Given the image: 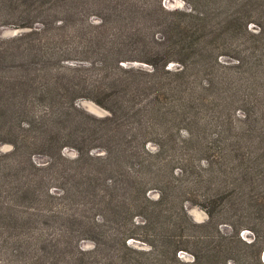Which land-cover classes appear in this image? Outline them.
<instances>
[{"label":"rangeland","instance_id":"rangeland-1","mask_svg":"<svg viewBox=\"0 0 264 264\" xmlns=\"http://www.w3.org/2000/svg\"><path fill=\"white\" fill-rule=\"evenodd\" d=\"M0 264H264V0H0Z\"/></svg>","mask_w":264,"mask_h":264},{"label":"trees","instance_id":"trees-1","mask_svg":"<svg viewBox=\"0 0 264 264\" xmlns=\"http://www.w3.org/2000/svg\"><path fill=\"white\" fill-rule=\"evenodd\" d=\"M61 93H63V92H62V90L60 89V92H59L58 94H61ZM61 96H62V94H61ZM58 104H59V103H58ZM207 256L210 258V257L213 256V254L207 253ZM216 256H217V255H216ZM216 256H215V257H216ZM198 259H199V257H198ZM198 259H197V260H198Z\"/></svg>","mask_w":264,"mask_h":264}]
</instances>
